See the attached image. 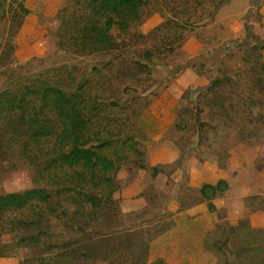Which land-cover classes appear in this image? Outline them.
<instances>
[{
  "label": "trees",
  "instance_id": "1",
  "mask_svg": "<svg viewBox=\"0 0 264 264\" xmlns=\"http://www.w3.org/2000/svg\"><path fill=\"white\" fill-rule=\"evenodd\" d=\"M154 1L66 0L67 17L57 27L67 62L28 72L25 80H15L14 72L9 75L13 86L0 92V167L6 163L13 167L16 158L31 168L36 185L0 195V236L19 239L0 246V259L20 264H30V256L37 264H142L140 254L147 257L148 245L141 236H130L139 243L135 247L109 225L121 223L117 208L125 203L126 192L135 191L148 158L137 131L138 119L150 106L146 95L157 84L153 65L161 55L167 60L175 53L185 31L204 25L210 4L220 8L227 0H165L168 12L163 10L162 17L168 20L143 33L140 26L156 9ZM11 12L17 17L33 14L22 2ZM232 59L235 66L211 84L213 95L199 94L197 100L202 96L204 100L198 111L182 112L204 120L197 128L199 144L223 125L228 133L222 142L232 150L243 140L252 141L258 127L253 123L264 120V57ZM123 92L136 94L124 100ZM173 113L178 117L179 110L174 108ZM219 140L214 138V145ZM152 170L154 178L162 172L159 167ZM229 190L230 183L219 180L204 184L200 193L213 212L214 201ZM189 201L190 197L184 205ZM103 220L108 225L99 224ZM97 224L105 229L99 237L94 231ZM251 231L259 234V249H230L234 232L223 233L218 241L207 240L205 247L227 264H264V230ZM117 233L121 242L112 243L109 236ZM80 245H87V251ZM63 251L68 258L55 257Z\"/></svg>",
  "mask_w": 264,
  "mask_h": 264
},
{
  "label": "rangeland",
  "instance_id": "2",
  "mask_svg": "<svg viewBox=\"0 0 264 264\" xmlns=\"http://www.w3.org/2000/svg\"><path fill=\"white\" fill-rule=\"evenodd\" d=\"M65 1L1 0L0 92L13 86L7 80L11 72L17 74L15 80H25L30 73L67 62L60 49L62 30L57 27L58 21L67 17ZM20 2L32 10L31 16L12 14L11 8L18 7ZM154 2L156 9L150 11L140 26L143 33L168 20L162 17L163 10L168 12L165 0ZM209 9L204 25L184 32V41L169 56L170 64L169 58L163 60L161 55L153 65L152 77L157 84L146 95L150 106L138 119L137 131L148 158L135 182L138 184L135 191L126 192L125 203L117 208L121 223L109 225L112 231H122L123 241L135 247L139 244L135 238L138 235L143 238L148 254L146 258L140 254L142 264H155L157 260L164 264H227L215 250L206 248L205 242L221 240L223 233L230 232H234L228 243L230 249L260 248L256 240L259 234L251 228L264 230V120L253 123L258 129L255 127L257 135L252 141L243 140L227 150L222 141L228 130H223V125L219 133L209 134V140L199 144L197 128L199 121L204 120H193L182 112L188 109L195 114L204 100L203 96L201 101L197 100L199 94L213 95L211 84L222 71L235 66L233 57L238 62L242 56L264 57V0H227L220 8L210 4ZM135 94L123 92V98L132 99ZM137 107L142 109L144 105ZM174 108L179 110L178 117L174 116ZM216 137L220 139L219 145H214ZM12 163L13 167L7 163L0 167V170L12 168L0 173V195L36 185L29 166L16 158H12ZM153 167L162 170L156 178L152 177ZM219 180L228 181L230 190L214 201L216 209L212 212L210 201L202 199L200 188ZM253 212L256 213L251 215ZM104 223L108 225L105 220L99 224ZM99 224L94 229L97 237L105 230L101 231ZM118 235H110L109 240L121 242ZM131 235L135 237L133 241ZM18 240V236L3 235L0 246ZM80 247L87 251V245ZM68 256L64 251L55 255L60 259ZM29 260L30 264H37L35 257L30 256ZM0 264L20 262L3 258Z\"/></svg>",
  "mask_w": 264,
  "mask_h": 264
},
{
  "label": "crops",
  "instance_id": "3",
  "mask_svg": "<svg viewBox=\"0 0 264 264\" xmlns=\"http://www.w3.org/2000/svg\"><path fill=\"white\" fill-rule=\"evenodd\" d=\"M189 85H191V84H189ZM189 85H186V87L189 86ZM172 108H173V106H172ZM254 213H256V212H253L251 215H253ZM260 215H261V214H260ZM263 215H264V214H263ZM250 222H251L250 224L252 225V223H253V222H252V218H251V221H250ZM252 226H253V225H252Z\"/></svg>",
  "mask_w": 264,
  "mask_h": 264
}]
</instances>
